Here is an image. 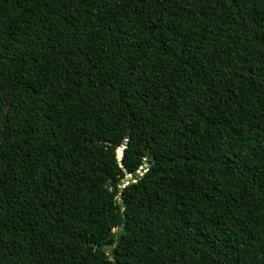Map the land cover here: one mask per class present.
Returning a JSON list of instances; mask_svg holds the SVG:
<instances>
[{
	"label": "trees",
	"instance_id": "16d2710c",
	"mask_svg": "<svg viewBox=\"0 0 264 264\" xmlns=\"http://www.w3.org/2000/svg\"><path fill=\"white\" fill-rule=\"evenodd\" d=\"M0 264H264V0H0Z\"/></svg>",
	"mask_w": 264,
	"mask_h": 264
},
{
	"label": "water",
	"instance_id": "95a60500",
	"mask_svg": "<svg viewBox=\"0 0 264 264\" xmlns=\"http://www.w3.org/2000/svg\"><path fill=\"white\" fill-rule=\"evenodd\" d=\"M126 144H127V142H125V143L123 144V146L119 147V149L121 150L122 153H123V151H124V148H125ZM121 157H122V154H121ZM121 157H120V159H121ZM127 178L130 179V177H127ZM111 247H112V246H111Z\"/></svg>",
	"mask_w": 264,
	"mask_h": 264
},
{
	"label": "rangeland",
	"instance_id": "374dc122",
	"mask_svg": "<svg viewBox=\"0 0 264 264\" xmlns=\"http://www.w3.org/2000/svg\"><path fill=\"white\" fill-rule=\"evenodd\" d=\"M118 153H119V154H122V152H121V150H120V149H119ZM125 184H127V183H125ZM122 186H123V185H122Z\"/></svg>",
	"mask_w": 264,
	"mask_h": 264
},
{
	"label": "bare ground",
	"instance_id": "6f19581e",
	"mask_svg": "<svg viewBox=\"0 0 264 264\" xmlns=\"http://www.w3.org/2000/svg\"><path fill=\"white\" fill-rule=\"evenodd\" d=\"M118 156L121 157V154L118 153Z\"/></svg>",
	"mask_w": 264,
	"mask_h": 264
}]
</instances>
